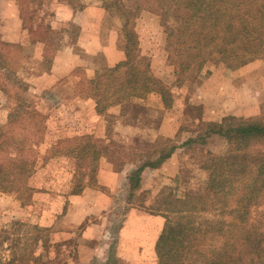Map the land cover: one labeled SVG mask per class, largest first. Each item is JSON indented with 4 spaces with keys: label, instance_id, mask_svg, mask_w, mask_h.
<instances>
[{
    "label": "trees",
    "instance_id": "trees-1",
    "mask_svg": "<svg viewBox=\"0 0 264 264\" xmlns=\"http://www.w3.org/2000/svg\"><path fill=\"white\" fill-rule=\"evenodd\" d=\"M133 3L128 6L113 0L104 4L123 22L126 58L96 74L91 83H82V93L98 97L99 114L117 104H135L130 100L151 93L160 94L167 107L173 103L171 88L153 74L149 58L140 52L135 23L144 10L161 19L168 61L176 69L177 83L186 82L190 74L200 72L209 62L237 68L264 58V0ZM20 10L23 17L22 6ZM25 105L26 101L22 107ZM42 120L34 110L26 116H11L7 126H0L2 192L22 187L15 177L17 172L30 174L35 169L36 162L25 159L29 152H34L33 146L43 141ZM206 125L208 129L201 140L218 134L227 140L228 148L220 155L210 154L203 165L208 177L202 189L185 196L176 218L168 221L157 247L162 264H264V116H229L220 123ZM78 140L66 153L84 163L83 175L88 174L95 181L101 150L92 135ZM176 147L162 149L156 161L147 162L134 172L132 188L138 187L144 167H157ZM81 188L74 189L72 194H78ZM260 207L263 211H258L255 218L253 212ZM32 229L40 231L27 223L14 222L10 231L0 235V250L7 249L11 255L9 259L0 256V264H29L38 260L30 242L38 243L41 239L30 234ZM6 242L7 247L3 248Z\"/></svg>",
    "mask_w": 264,
    "mask_h": 264
},
{
    "label": "rangeland",
    "instance_id": "rangeland-1",
    "mask_svg": "<svg viewBox=\"0 0 264 264\" xmlns=\"http://www.w3.org/2000/svg\"><path fill=\"white\" fill-rule=\"evenodd\" d=\"M93 1L103 6L108 2H113V0ZM121 1L128 6L134 5V0ZM58 2H69L74 7L76 4L77 6L81 4L80 0H17L18 5L24 9L23 20L25 22L23 23V29L29 33L28 37L25 41H20V43L14 45H10L0 39V126H7L11 116L18 114L19 117L26 116L28 112L34 110L41 114L43 118L42 127L45 126L42 143L34 145V152H29L26 155L27 159H25V161L34 160L36 162L35 169L30 174L29 171L17 172L15 177L22 184V187H19L17 191L2 192L0 190V235L2 237L4 236V231H10L14 222H24L31 227L40 228V231L32 229L30 233L31 235L39 236L41 240L38 243L35 241L30 242L31 250L36 251L38 260L36 261L37 263L32 261L29 264H81L78 257V244L84 226H71L64 217L68 214L71 205L69 196L74 189H79L84 185L96 187V180L94 181L92 176L83 175L84 163L66 153L69 148L79 142V138L89 135L85 134L86 120L80 119V117L84 118V115L80 116V114L76 113V110H74L76 103H72L71 100L68 102L60 100L58 103L53 101L54 98L59 100L61 97L58 95V97L53 98V94L52 97H49L52 92L44 89L46 85H43L37 91L31 88L36 82V77L49 68L53 54L58 49L59 40L51 41L50 37L52 35L50 34H62L64 31L70 32L73 30L72 26L70 27L62 22L56 25L53 24L55 12L59 7L57 5ZM113 10L115 11V8ZM2 11L4 10L0 9V31L4 30L6 26L3 23L4 21H2ZM157 20V24L155 21L152 22L150 20L143 22V30H151L155 33L156 40L154 42L158 47L160 42H162L165 31L159 16H157ZM122 36V40L125 43L123 30ZM38 42L45 44L43 57L40 56L41 50L38 49L40 47L37 44ZM207 65L211 69L208 70L207 68L205 73H200L202 70L198 73H192L186 82H176L174 86V96L179 97V90L183 89L181 96L186 98L187 101L193 99L188 101L185 115L182 117V131L188 134L199 132L196 137L197 140L199 139V144L192 147L189 152L190 157L187 159L186 174L184 175L182 186L174 184L164 187L165 185L154 184L155 188L140 191L131 197L129 188H120L123 193L117 195L116 199L112 201L111 211L105 217V223L107 224L105 227L106 233L109 237L108 241L111 242V247L108 252H105L107 264H129L122 256V253H120L123 247H118V232L121 227H124L133 218L129 217V211L133 206H140L139 208L143 210L146 207V210L153 209V211L165 209L168 212V218H176L181 210L180 206L182 207L184 195L188 194V192L191 194L200 191L207 180L208 173L207 175L203 173L200 167L210 159V153H205L200 144L202 143L201 138L208 127L207 123H197V119L202 118L204 112V106L197 102V98L200 96L198 87L207 88H204V91L212 90L221 79H226L236 72L235 75L238 80L245 77L249 78L251 83H254V101L240 104L238 111L252 104L254 105L253 111L249 109L247 112H255L254 117L264 116V58L254 59L237 68L215 62H209ZM75 75L80 79L79 90L82 92V83H84V80H82L84 79L83 70L81 68L76 69ZM216 79H218L217 82H215ZM67 90L62 89L63 95L70 94ZM47 92L48 94H46ZM43 98L51 100L49 101L50 103H42L41 100ZM194 99L197 100L194 102ZM25 101L26 105L22 107ZM64 103L67 105L66 107H64ZM41 106H43V111L37 109V107L41 108ZM65 110L69 111V114H63ZM163 114L164 112L159 108H148L143 103H135L125 106L121 113H106V120L104 118L94 119L89 116L90 120H96V127L98 128L99 137L94 135L95 144L99 146V149L108 160L115 161L118 164L132 161L136 155L141 153L137 151L138 147L135 144L140 135V130L136 129L135 125L140 128H156ZM77 122H83L78 124L81 125L78 129L80 134L75 133L77 130H75V124ZM127 125L132 126V128H125L128 127ZM82 126H85L83 130H81ZM103 131L105 132L104 134ZM105 135H107V139H103ZM128 139H130L129 143H127ZM107 140L108 142H106ZM120 141H123L122 143L128 146L129 150L126 149L128 151L123 153V147L111 149L114 143L123 146ZM143 141L145 143L147 139L144 137ZM174 142L176 143L177 140H174ZM172 145H174L172 140H157V147L160 153L162 149H168ZM211 146L220 150L223 147V143L216 140L212 142ZM54 147H59V150ZM146 147L148 146L146 145ZM148 196H152V198L147 199L149 198ZM178 196H182V198ZM153 197L158 198L153 199ZM178 201L181 203L179 204ZM258 211H263V208L260 207L253 212L255 218L258 216L256 214ZM96 217H90L84 224L89 223L91 219ZM100 220L102 221V219ZM102 233L103 231H101ZM103 241V238H100L99 241H94L92 245H101ZM43 243H46V246ZM6 247L7 242L3 248ZM100 248L103 249V247ZM101 252L103 253V251ZM0 256L2 259L11 258L7 249L0 250ZM158 256V264H162L161 253L158 252ZM88 264L106 263L101 260H95Z\"/></svg>",
    "mask_w": 264,
    "mask_h": 264
},
{
    "label": "crops",
    "instance_id": "crops-1",
    "mask_svg": "<svg viewBox=\"0 0 264 264\" xmlns=\"http://www.w3.org/2000/svg\"><path fill=\"white\" fill-rule=\"evenodd\" d=\"M80 3V5L77 6L76 4L74 7L69 2H58L57 5L59 7L55 12L53 24L56 25L62 22L70 27L72 26L73 30L70 32L64 31L62 34H50L52 35L50 37L51 41L59 40L58 49L53 54L49 68L36 77V82L31 88L37 91L40 87L42 88L43 85H46L44 89L52 92L49 97H52V94L53 98L58 97V95L61 97L59 100L54 98L53 101L58 103L60 100L64 102L71 100L72 103H76L74 110L80 116L84 115V118L80 117V119L86 120L85 134L99 137L96 120H90L89 116L94 119L104 118L106 120V113H121L127 103L117 104L99 114L96 109L98 97L80 92V79L75 75V71L81 68L84 78L82 80L89 84L93 81L96 74L125 60V43L122 40L123 22L117 15L108 11L100 3H95L93 0H89V2L88 0H80ZM0 9L4 10L2 11V21L6 24L4 30L0 31V39L10 45L25 41L29 33L23 29L24 20L17 0H0ZM148 20L158 23L157 15L147 10L142 11L136 19L135 30L139 38L140 52L143 56L149 58L153 74L174 92L176 70L168 61L166 33H164L162 42L157 47L154 42L156 40L155 33L151 30H143V22ZM37 44L40 46L38 47L41 50L40 56L43 57L45 44L42 42ZM207 64L200 73H205L207 68L208 70L211 69ZM235 74L236 72L226 79L220 80L218 78L220 81L212 90L204 91L205 87H198L200 96L196 97L198 100L194 99V102L197 100L198 103H201L204 106V112L202 118L197 119V123H220L229 116L248 118L255 115V112H247L249 109H253L254 105L252 104L238 111L240 104L254 101V83H251V80L245 77L238 80ZM62 89H68L67 91L70 94L63 95ZM181 90H179V97L174 96L170 107L164 104L161 95L157 93L148 94L144 98L131 99L132 103H143L148 108L152 107L162 110L164 114L159 125L156 128H140L135 125V128L140 130V135L135 144L138 147L137 151L141 153L136 155L132 161L118 164L115 161L108 160L101 151L102 157L95 177L96 187L84 185L78 194L69 196L71 205L64 219H67L71 226H84L78 244V257L81 264H88L95 260H101L107 264L105 252H108L111 242L108 241L109 237L106 233L105 227L107 224L105 223V217L111 211L112 201L116 199L117 195L123 193L120 188H129L131 197L140 191L155 188L154 184L165 185L164 187L174 184L182 186L184 175L186 174L187 159L190 157L189 152L192 147L199 144V139H196L199 132L188 134L181 129L182 117L185 115L188 101L193 100L189 99L187 101L186 98H183L181 96L183 89ZM49 101L51 100L48 98L41 100L44 104L50 103ZM66 106L64 103V107ZM37 109L43 111V106L41 108L37 107ZM63 114H69V111L65 110ZM82 123L77 122L75 124L76 134H80L78 129L81 125L78 124ZM127 126L125 128H132L130 125ZM84 128L85 126H82L81 130ZM144 137L148 142L144 143ZM103 139H107V135L103 136ZM158 139L172 140V143H174L172 146H177L175 151L157 167H144L140 174L138 187L132 188L131 179L133 173L142 168L147 162L156 161L161 156L157 147ZM174 140H177V142L175 143ZM216 140L223 143L222 149L217 150V148L211 146L212 142ZM129 142L130 139L127 140V143ZM119 145L114 143L111 149L123 147V153L129 150L124 143H122L123 146ZM200 145H202L205 153L208 152L210 154H221L228 148L227 140L218 134H209ZM200 170L207 175L208 172L202 165ZM173 195L176 197L175 194ZM148 197L147 199L152 198V196ZM178 197L182 198V196ZM157 198L153 197V199ZM180 201L182 202V200ZM180 201H178L179 204L181 203ZM150 203L152 202L150 201ZM139 207L133 206L130 209L129 217L133 218L130 219L128 224L120 228L118 232V247H123V252L121 251L120 253H122V256L129 264H158V243L163 237L168 221L173 218H168V212L165 209L153 211V209L146 210L145 207V210H143ZM92 216L97 217L91 219L92 222L89 221V223L84 224ZM101 231H103L102 234ZM100 238L104 240L101 245H92L94 241H99ZM100 247H103V249ZM100 251H103V253H100Z\"/></svg>",
    "mask_w": 264,
    "mask_h": 264
}]
</instances>
